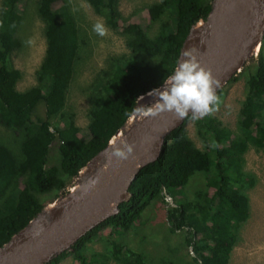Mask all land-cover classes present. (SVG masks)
<instances>
[{
  "label": "trees",
  "instance_id": "trees-1",
  "mask_svg": "<svg viewBox=\"0 0 264 264\" xmlns=\"http://www.w3.org/2000/svg\"><path fill=\"white\" fill-rule=\"evenodd\" d=\"M85 1L104 17L109 28L124 37L129 53L112 58L107 68L94 76L89 123L80 127L65 108L88 38L68 1H37V13L45 23L46 50L36 73L37 83L20 91L16 85L21 71L12 66L10 57L22 45L17 33L26 9L23 0H2L0 125L19 135L16 149L0 142V247L45 208L44 195L53 194L54 201L67 193L81 168L125 127L139 97L162 86L163 78L178 62L190 28L207 18L213 0H161L149 5L143 13L152 23L170 11L153 36L140 13L122 16L120 0ZM250 60L227 82L245 78L239 134L211 113L195 119L199 134L213 143L202 150L187 133L189 114L183 125L171 132L160 156L139 171L130 186L131 196L120 204V211L46 264H59L69 255L74 264H109L110 259L120 264H150L143 253L116 239L110 240L109 252H91L89 245L104 231L117 236L128 231L153 200L166 203V194L176 203L166 210L169 231L184 233L185 243L196 254L192 261L229 264L239 230L250 213L243 190L256 183L255 177L243 170L244 154L249 146L264 151V39L258 55ZM216 94L222 96L224 87ZM40 103L44 104V116L34 118ZM56 140L58 160L49 166L51 145ZM196 172L206 175V191L195 195L202 201H178L177 190Z\"/></svg>",
  "mask_w": 264,
  "mask_h": 264
},
{
  "label": "rangeland",
  "instance_id": "rangeland-1",
  "mask_svg": "<svg viewBox=\"0 0 264 264\" xmlns=\"http://www.w3.org/2000/svg\"><path fill=\"white\" fill-rule=\"evenodd\" d=\"M37 1L23 0L22 8L26 11L17 33L22 45L10 57L12 66L21 71V77L16 85L20 91H24L37 83L36 73L46 50L45 23L37 13ZM67 1L78 24L88 38V45L82 50L77 61L74 77L67 93L65 112L67 115H74L73 118L78 126L85 127L89 123V109L92 101L90 98L94 92V88L90 87V84L94 76L100 70L106 69L112 58L127 54L129 50L124 37L109 28L104 17L96 14L92 6L85 0ZM160 1L120 0L118 8L125 18L140 13V20L147 24L148 33L153 36L158 30L160 21L166 19L170 11L167 10L160 20L154 23L143 12L149 5ZM56 3H54V7L57 6ZM1 6L2 0H0V10ZM97 21H101L106 28V34L103 37L97 36L91 30L92 25ZM250 59L248 63H251ZM223 87L224 94L218 97L219 104L211 114L221 120L222 124L233 130L235 134H239V111L246 92L245 78L241 77L238 81L226 83ZM151 106H153V103L147 104L142 110L136 109L135 112L140 116ZM44 111V104L40 103L37 106L34 118L36 116L43 117ZM56 120L62 124L60 119L57 118ZM132 120L133 118L130 121ZM129 123L128 121L123 128L124 130ZM185 126L189 137L198 148L207 150L213 146L210 138L205 140L199 134L193 119L188 118ZM18 135L16 131H11L0 125V142L16 149ZM57 160L58 141L56 140L51 145L48 165L56 164ZM243 170L255 177L256 183L254 186L243 190L248 198L250 213L239 230L238 240L232 250L229 264H264V151L249 146L244 154ZM77 181L78 178L71 183L72 186L68 187V190ZM206 188V175L203 172H196L190 177L185 187L177 190L179 192L176 196L178 201L201 202L202 197H196V192H205ZM53 196V194L43 196L46 205L53 201ZM172 200V202L167 200L166 203L161 200H153L142 213L140 220L131 229L118 234V236L111 235L108 231H104L102 234L99 233V239L89 245V251L109 252L111 250L110 240L116 239L143 253L150 264H196L192 261V257L196 254L185 243L184 233L179 231L177 234H173L169 231L166 210L175 203L173 198ZM59 264H74L72 256H67ZM109 264L120 263L110 259Z\"/></svg>",
  "mask_w": 264,
  "mask_h": 264
},
{
  "label": "water",
  "instance_id": "water-1",
  "mask_svg": "<svg viewBox=\"0 0 264 264\" xmlns=\"http://www.w3.org/2000/svg\"><path fill=\"white\" fill-rule=\"evenodd\" d=\"M263 39L264 0H213L207 18L190 28L178 62L184 49L193 48L200 65L220 81L217 92L258 55ZM149 93L139 97L136 109L155 103L156 96ZM153 112L154 105L140 116L134 112L131 117L135 120L81 168L72 189L46 205L0 247V264H46L118 213L120 204L130 198V186L139 171L160 156L171 132L191 114L180 119L173 112ZM124 144L134 145V151L120 160L112 151ZM100 155L104 162L91 173L92 162ZM165 197L173 201L170 195Z\"/></svg>",
  "mask_w": 264,
  "mask_h": 264
},
{
  "label": "clouds",
  "instance_id": "clouds-1",
  "mask_svg": "<svg viewBox=\"0 0 264 264\" xmlns=\"http://www.w3.org/2000/svg\"><path fill=\"white\" fill-rule=\"evenodd\" d=\"M91 30L99 37L106 34V28L101 21L95 22ZM219 86L220 81L200 65L193 48L184 49L175 68L163 78L162 86L149 93L157 98L153 104L155 112L152 114L173 112L183 119L191 113L190 118L193 120L204 117L214 112L219 104L215 92ZM133 151L134 145L124 144L123 147L114 148L112 155L124 160Z\"/></svg>",
  "mask_w": 264,
  "mask_h": 264
},
{
  "label": "bare ground",
  "instance_id": "bare-ground-1",
  "mask_svg": "<svg viewBox=\"0 0 264 264\" xmlns=\"http://www.w3.org/2000/svg\"><path fill=\"white\" fill-rule=\"evenodd\" d=\"M132 118V117H131ZM130 118V119H131ZM129 119V120H130ZM135 119H133L132 121H129L130 123H132ZM118 136H120V134H118ZM115 140H113L112 142H114ZM104 162V157L103 156H98L96 159H94V161L92 162L91 165V173H93L94 171H96ZM87 177H89V175H84L82 177V180L86 179Z\"/></svg>",
  "mask_w": 264,
  "mask_h": 264
},
{
  "label": "built area",
  "instance_id": "built-area-1",
  "mask_svg": "<svg viewBox=\"0 0 264 264\" xmlns=\"http://www.w3.org/2000/svg\"><path fill=\"white\" fill-rule=\"evenodd\" d=\"M70 189H72V188H70Z\"/></svg>",
  "mask_w": 264,
  "mask_h": 264
}]
</instances>
